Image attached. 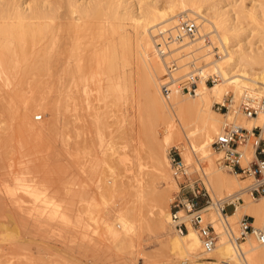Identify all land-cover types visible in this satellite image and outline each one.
I'll use <instances>...</instances> for the list:
<instances>
[{
	"label": "rangeland",
	"instance_id": "rangeland-1",
	"mask_svg": "<svg viewBox=\"0 0 264 264\" xmlns=\"http://www.w3.org/2000/svg\"><path fill=\"white\" fill-rule=\"evenodd\" d=\"M25 1L30 4L33 2ZM87 1L94 3L93 0ZM98 1L103 4V1ZM124 1L131 4L135 13H138L147 2L159 6L168 4V0ZM216 1L211 0V2ZM219 1L221 4H227L232 0ZM236 2L245 6L240 13L242 28L240 31L243 38L258 43L261 36L259 29L264 26V0H236ZM44 3L57 8L53 33H49L43 39V43H39V45L45 44L43 48L54 53L56 58L58 56V60H55L59 66L55 63L57 66H54V72L56 69L61 73L66 72L64 66L68 63L73 65L79 56L78 53L85 50L84 55L88 59L90 56L88 54L92 56L94 53L113 55L114 68L104 73L92 68L88 71V81L85 86L76 85V87L72 84L73 87H70L72 89L69 88L70 83L65 86L67 81L64 79L65 73L61 74L59 71L54 73L61 74L60 80L56 76L52 78L46 74L40 76L42 85L35 94L48 98V106L53 104L58 95L64 99L65 93L72 96L71 99L75 97V104L82 100L77 106L81 104L80 107L83 109L84 106V109L77 107L76 111L79 117L85 112L84 118L79 121L72 116L77 121V125L81 126L84 123L79 130L73 129L67 123L69 120L67 117L72 111L64 107L71 108L72 104L68 103L64 106L63 100L59 109L52 112V109L47 107L44 112H39L37 115H41L40 119H36L38 116H33V113L29 114L28 119H32L35 126H42L44 120L45 123L39 130L28 129L20 109L23 106L22 97L31 98L33 94V88L29 86L32 78L28 77L23 85H18L14 80H10V77L2 79L0 75V264H151L155 257L159 256L157 254L154 256V253L159 250L161 242L167 237L166 231L159 233L153 229L150 222L141 223V220H136L135 227L129 231L123 242L115 241L106 231L105 225L117 222L120 205L127 201L129 194L125 191L111 194L102 189L106 182L110 184L114 180L129 181L138 177L142 178V181L149 179L151 163L146 155L148 146L146 132L157 128L160 132L158 133L160 141L163 137V130L160 127L162 119L148 108L149 91L141 69L139 39L134 23L129 19H108V22L106 17L100 19L90 17L89 22L82 29V35L79 33L80 37L75 31L69 30L67 22L70 14L65 0H45ZM254 5L256 7H253ZM253 14L257 21H254ZM185 17L195 19L191 15ZM195 21L198 25V18ZM198 29L200 30L199 25ZM153 34L154 38L160 41L168 32L156 31ZM197 35L198 32L195 36ZM210 35L203 38L204 46L200 49H187L180 54L178 50L170 54L169 50L165 56L163 55L165 64L169 59L176 61L178 68L176 67L172 74L174 78L184 77L183 74L188 75L192 69L189 68L191 67L189 61L194 60L197 63L195 67L199 64L204 66L207 60L200 55L207 50L211 51L208 54L211 53L212 58L223 55L221 50L215 54L214 50L221 49L218 46L220 43L215 36L216 39H213ZM1 41L0 35V43ZM78 46L80 47L76 48ZM69 50L77 53L75 58L69 55ZM61 62L64 65L61 66ZM208 66L210 64L205 65L206 68H209ZM212 84L208 83L209 86ZM58 86L61 90L65 86L62 90L65 93L59 94ZM77 88L80 89L79 93ZM230 89L227 88L226 93L234 95ZM77 97L79 101L76 100ZM239 101L240 96H233L232 105L239 104ZM90 105L92 107L95 105L96 110L93 109L94 107L90 108ZM214 109L217 112L225 111L217 110L215 103ZM94 110L99 115L98 118L93 115ZM232 122L239 125L238 120L229 123ZM216 135L213 134L212 141ZM212 141L210 148L215 152L216 163L218 153L212 147ZM183 144L191 153V160H183L188 177H200L211 195V176L206 173L199 159L200 153L193 151L189 146L187 137L183 133L181 135L174 133L173 142L168 147L171 153L174 151L180 153ZM171 166L169 165V172L176 186L169 193L170 207L183 180V177L176 178L173 175ZM223 172L228 173L226 170ZM239 179H246L249 184L253 183L251 177L239 176ZM162 182L159 188L169 184ZM234 194L241 195L238 191H234L229 195L223 194L218 199ZM241 197L244 198V195L242 194ZM242 198H239L240 201ZM149 208V203L142 208L145 216L149 215ZM231 210L232 207L227 208L228 224L234 236L238 237L240 220L246 215L239 209L236 213H234L236 210ZM210 211L224 228L213 206ZM204 218L214 224L209 212H204ZM252 219L253 217L249 216V220ZM117 228L119 229L118 226ZM236 241L241 240L236 239ZM141 251L145 253L141 254ZM151 252H154L151 255L153 260L147 257ZM158 258L156 264L159 263L160 258Z\"/></svg>",
	"mask_w": 264,
	"mask_h": 264
},
{
	"label": "bare ground",
	"instance_id": "bare-ground-1",
	"mask_svg": "<svg viewBox=\"0 0 264 264\" xmlns=\"http://www.w3.org/2000/svg\"><path fill=\"white\" fill-rule=\"evenodd\" d=\"M32 1V4H30L26 3L25 0H0V35L2 38L0 43L1 78L7 79L10 77V80H14L18 85H23L25 79L28 77L32 78L29 86L33 88V94L31 98L22 97L23 106L20 109L21 115L25 119L24 123L28 129L39 130L45 123L44 120L41 124L42 126H35L33 120L28 119L29 114L33 113V116H39L37 114L44 112V109H47V107L50 110L52 109L53 112L60 108L61 100H63L64 106H67L68 103L72 104L71 108L64 107L66 110L72 111L71 115L67 117V119L69 118L67 123L73 129L79 130V127L82 128L84 123L81 126L77 125V121L72 116L76 117L79 121L84 118L85 112H81L82 114L79 117V113L76 111V108L81 106V104L80 106L77 105L82 100L80 99L81 101H79L77 97L76 100L78 99L77 101L79 102L75 104V97L73 96V99H71L72 96L62 90L65 89L68 83L71 85L69 88L73 87L72 84L84 87L88 81V71H91L92 68L103 73L111 71L114 68L113 55L94 53L92 56L88 54L90 55L88 59L84 55L86 50L85 52L78 53L79 56L75 60V63L73 65H70V63L66 64L64 66V71L66 72L62 71V73H65L64 79L67 81L64 89L62 88L61 90V87L58 86V93H65L64 99L58 95L53 104L48 106V98L35 94L37 89L42 85L40 78L46 74L50 78L56 76L60 80L62 73L56 69L55 72L58 73L59 71L61 74H54V66L58 65L56 61L58 60V56L56 58L54 53L46 51L45 47L43 48L45 44L39 45V43H43V39L49 33H53L56 25L54 19L56 18L55 15L57 16V8L48 4L45 5V0ZM65 1L67 2L70 14L69 21L67 22L69 30L75 31L77 35L79 33L82 35V29L89 22L90 17L91 19L94 17L98 19L106 17L107 21L108 19H129L133 21L136 35L139 39L141 69H143L145 85L149 91L148 108L162 119L160 127L163 130V137L161 141L158 136L160 132L157 128L148 133L146 132L148 139L146 155L151 163L149 179L142 181L143 179L138 177L132 178L133 180L129 181L114 180L110 184L106 182L102 186L104 191L111 192V194L118 191H125L129 194L127 201L122 202L120 205L118 216L116 215L117 222L115 221V224L107 223L105 225L106 231L112 235L111 237L115 241L118 240L119 243L123 242L129 231L135 227L136 220H141V223L150 222L153 225L152 227H154L153 229L159 233L166 231L167 237L161 242L159 250L155 253L153 252L154 256L155 254L159 255L157 256V258H160L158 264H264V243L258 242L250 233L246 234L244 240L236 241L237 237L234 236V232L228 224V213H222L221 211L222 205L233 203V210H236L234 213L238 209L241 210L244 215L253 217L252 223L254 226L263 228L264 196H252L248 192L252 184H249L246 179H239L238 174L224 169L219 164L216 165L215 152L210 148L213 134H219L224 125L233 120H238L239 125L237 126L247 128L250 131L254 127H259L260 137L264 140V116L246 117L243 113L239 112L236 106L238 104H235L236 107L231 104L230 109L225 112H217L214 109V103H222L224 101V94L227 88H231L234 95L229 92L226 94H230L232 97L240 96V101L245 95L264 97V26L260 27L261 30L259 29L261 36L258 43L260 44L252 42L253 40L251 41V39L246 40V38H243L240 31L242 29L240 27V13L245 9V6L236 4V0H232L227 4H221L219 0L216 2H211V0H168L166 6L147 2L140 8L138 13H135L131 8V4L124 0H101L103 4L102 2L100 4L98 0L96 2L93 0L94 3L87 0ZM235 7L236 9H234ZM253 7H256V5ZM185 15L194 16L195 19L198 18L200 30L195 19L192 18L197 26L194 36H183L181 39L170 42L165 49V55L169 50L170 54L175 50H178L180 54L183 50L200 49L204 46L203 38L210 34V37H213V39L216 37L220 43L218 46L221 49L214 50L215 54L221 50L223 55L213 56L212 58L211 53L208 54L211 51L206 48L207 51L200 56L207 60L205 65L210 64L209 68L200 64V66L197 65L195 67L196 62L194 60L189 61L191 67L187 66V68H192L189 73L187 72L188 75L194 73L199 77L195 93L173 91L168 96L164 94V98L160 85L161 81L167 76V65L164 62L163 55L158 51L157 41L159 39H155L153 33L160 31V33L168 32L169 34H175L179 21ZM252 17L254 21H257L254 14ZM160 24L162 25L158 26ZM154 27L156 29L151 30ZM197 32L198 35L195 36ZM162 38L165 39L164 36ZM209 39L212 40L211 38ZM29 45L30 47H28ZM169 45L170 49H168ZM69 53L74 58L77 54L73 53V50H69ZM62 62L60 63L61 66L64 65ZM186 63L181 64L186 65ZM182 76H186V74ZM208 78L213 79V84L210 86L206 83ZM57 84L59 85V83ZM77 89L78 92L80 89ZM74 91L76 92L75 89ZM20 95H23V93H20ZM69 99H71V103ZM81 107L80 109H82ZM93 107L96 110L95 105ZM88 110L90 109L88 108ZM95 110L92 113L98 118L99 115L95 113ZM92 113L91 116H93ZM78 124L80 123L78 122ZM69 129L71 130V128ZM151 129L153 128L151 127ZM174 133L178 135L183 133L187 137L189 146L193 151L200 153L199 159L206 173L211 176V202L202 207L203 212H209L212 223H214L211 225L217 233L215 245L209 252L204 251L201 239L194 227L187 225V230L181 233L175 228L172 220L168 200L171 198L169 197L170 190L174 189L176 184L169 172L171 162L168 146L173 142ZM255 141L257 139L240 145L243 148L241 150L246 160L254 154ZM184 146L185 144H183L180 150L183 164V160H191V153L187 150V146ZM223 170L228 171V173L223 172ZM230 174L233 175L230 176ZM162 181L169 184L167 186L164 185V187L162 186L163 188H159ZM234 191H238L241 195L243 194L244 198L241 195L234 194L218 199L221 195H229ZM239 198H242V201ZM147 203L150 205L148 209L150 217H148L149 215L145 216L144 212H142V208ZM212 206L215 208L224 228H222L221 224L216 221L213 213H211L210 209ZM143 253L145 252L141 254ZM153 253L151 252L150 256H148L149 254L146 255L153 260V256L151 257ZM157 258L155 257L154 262L150 260L153 262L151 264H156Z\"/></svg>",
	"mask_w": 264,
	"mask_h": 264
},
{
	"label": "built area",
	"instance_id": "built-area-1",
	"mask_svg": "<svg viewBox=\"0 0 264 264\" xmlns=\"http://www.w3.org/2000/svg\"><path fill=\"white\" fill-rule=\"evenodd\" d=\"M197 31V26L193 19L183 18L179 21L175 34H167L165 39L157 43L161 55H165L167 45L181 39L183 36L193 37ZM163 41V42H162ZM167 76L162 80L161 91L166 96L173 91L185 93H194L197 88L199 77L190 73L181 78H173L176 70V61L169 59L166 62ZM213 79L208 78L206 83L212 84ZM232 95L226 94L222 103H215L217 110L228 111L232 103ZM238 109L246 117L264 116V97L245 95L237 105ZM224 111V112H225ZM39 115L36 119H40ZM254 154L246 160L242 144L255 140ZM213 148L218 152L217 164L224 169L238 174L240 177H251L253 183L249 188L252 196H264V140L260 137L259 127H254L251 131L247 128L237 126L233 123L224 125L222 131L217 134L212 141ZM169 159L172 165V171L176 178L183 177L180 182L179 190L171 202L172 220L175 228L179 232L187 230V225L194 227L201 239L204 251L209 252L215 245L217 233L211 223L204 218L203 206L211 202V196L204 182L200 177H188L185 165L182 163V157L178 152L171 153L169 150ZM228 207L234 208L233 203H226L221 206L222 213H229ZM231 210V211H232ZM240 232L237 240H242L247 233L252 234L260 243H264V227L253 225L249 216H244L240 220Z\"/></svg>",
	"mask_w": 264,
	"mask_h": 264
}]
</instances>
